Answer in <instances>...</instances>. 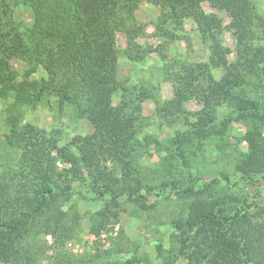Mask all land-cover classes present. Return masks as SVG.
<instances>
[{
	"label": "trees",
	"instance_id": "trees-1",
	"mask_svg": "<svg viewBox=\"0 0 264 264\" xmlns=\"http://www.w3.org/2000/svg\"><path fill=\"white\" fill-rule=\"evenodd\" d=\"M24 1L33 11L28 29L8 15L20 0H0V96L13 98L5 137L18 155L15 171L0 173V259L12 264H36L32 246L42 231L61 242L73 235L80 215L68 213L60 199L75 194L78 182L105 202L92 216L95 236L114 229L122 198L135 199L144 209L153 207L142 191L146 177L137 168L139 162L120 151L136 121L124 105L113 103L121 88L115 25L129 20L117 12L122 0ZM204 2L226 11L230 23L206 12ZM173 13L197 22L211 53L192 80L180 77L177 109L183 112L189 96H202L205 106L199 119L212 125L213 133H223L220 127L226 129L235 120L245 123L247 149L236 169L250 178L263 175L264 16L252 0H180ZM126 33L127 50H138L137 28L129 25ZM227 33L236 43L234 61L225 43ZM16 60L27 64L23 74L14 66ZM40 69L46 76L32 78ZM217 69L223 70L222 76L216 77ZM48 95L88 120L93 133L77 135L63 146L60 131L22 124V108L36 107ZM222 102L230 104L232 113L217 126L214 112ZM60 160L70 167H60ZM112 160L121 173L111 174L110 188H100L96 176ZM193 190L181 189L191 201L186 216L172 220L178 254L188 264H264V202L253 205L232 195L194 197ZM59 263L74 264L68 254Z\"/></svg>",
	"mask_w": 264,
	"mask_h": 264
},
{
	"label": "rangeland",
	"instance_id": "rangeland-1",
	"mask_svg": "<svg viewBox=\"0 0 264 264\" xmlns=\"http://www.w3.org/2000/svg\"><path fill=\"white\" fill-rule=\"evenodd\" d=\"M179 1L122 0L123 6L117 12L129 20L115 25L121 88L114 94L113 103L124 105L136 117L133 132L122 142L120 151L139 162L137 168L146 177L142 191L153 207L144 209L137 200L124 197L120 220L114 229L95 236L91 232L92 216L105 202L78 182L75 194L60 199L68 213L80 215L76 231L63 242L43 231L36 235L32 246L37 255L36 264H60L62 254H68L74 264H118L127 260L136 264H188L178 254L172 224L174 218L186 216L191 201L181 189L194 188V197L232 195L253 205L264 202V174L250 178L236 169L238 157L247 149V142L243 141L247 125L235 120L226 129L220 127L223 133H213L212 125L199 119L198 113L205 106L202 96H189L183 112L177 109L175 93L180 77L192 80L196 70L209 63L211 55L197 22L191 17L174 15L173 8ZM252 2L264 16V0ZM18 3V6L13 4V12L10 9L8 15L28 29L33 11L24 0ZM202 6L206 12L219 15L224 24L230 23L226 11L210 2ZM129 25L139 32L135 41L138 50H127ZM225 43L231 48L229 58L234 61L236 43L229 33ZM14 66L22 74L27 68L22 60L14 61ZM215 73L220 77L223 70L217 69ZM43 76L46 72L40 69L32 78ZM12 102V97L0 96V173L17 168L18 155L7 145L5 137ZM61 106L55 96L48 95L38 106L22 108V124L60 131L63 146L77 135L93 133L88 120L79 118L72 107ZM216 106L218 126L232 112L227 102ZM202 117L209 118L204 113ZM59 166L69 168L70 163L60 160ZM106 167L95 180L103 189L111 187L112 173H121L113 160ZM0 264L12 263L0 259Z\"/></svg>",
	"mask_w": 264,
	"mask_h": 264
}]
</instances>
